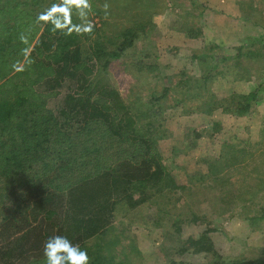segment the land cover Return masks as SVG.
I'll return each instance as SVG.
<instances>
[{"label": "trees", "instance_id": "trees-1", "mask_svg": "<svg viewBox=\"0 0 264 264\" xmlns=\"http://www.w3.org/2000/svg\"><path fill=\"white\" fill-rule=\"evenodd\" d=\"M41 1L46 0H29L10 9L0 7V264H47L44 244L53 235L66 237L73 246L86 252L87 264H107L108 258L99 251L85 248L87 242L106 235L117 209L135 210L142 205L159 204L173 195L180 199L185 193L192 194L195 185L219 189L222 207L231 201L247 202L254 207L259 203L255 200H260L257 197L264 192L260 184L255 192L253 186L249 190L241 187L230 193L222 191L224 174L228 171L237 174L243 169L240 167L252 160V151L246 146L238 149L229 142L221 144L219 156L207 160L202 178L196 181L186 176L184 182H179L168 168L170 162L161 157L157 148L167 131L158 128L161 125L157 126L152 113L155 110L162 120L166 111L176 108L180 109V116L210 115L219 110L242 118L258 102L264 82L246 94L215 98L209 92L211 83L227 74L232 82H247L251 74L249 69H242L238 75L227 73L220 66L229 58L220 57L216 62L208 54L213 46H208L205 53L192 52L191 59L200 70L205 65L198 77L181 72L170 86H164L158 66L148 61L152 48L146 44L154 29L149 19L157 13L153 6L156 0H139L133 19L128 16L126 25L111 30L110 37L100 35L105 29L87 23L90 13L96 16L103 13L96 4L103 6L107 1L48 0L44 8L34 6ZM29 3L35 9H28ZM19 5L24 8H18ZM141 6L148 9L144 11L146 21L142 20L145 13L140 11ZM255 13L251 9L247 20H253ZM252 24L264 31L261 22ZM182 29L190 39L201 35L191 26ZM251 45L257 49L240 48L237 58L257 57L258 60H253L260 65L258 79L263 80L260 71L264 72V43L257 41V45L255 42ZM121 67L123 71H131V76L140 75L136 94L129 89L121 97L112 85L109 74ZM41 81L54 91L64 83L69 88L74 86V91L65 96L62 109L53 112L46 108L49 95L38 93L35 88ZM147 81L150 93L160 90L150 100H146L149 96L141 86ZM189 100L200 103L188 107ZM218 130V123L213 122L212 133ZM191 134L192 140L185 150L193 149L200 138L195 132ZM260 134L262 139L257 144L261 147L264 128ZM254 167L257 174L263 175L264 159ZM258 179L264 183V175ZM159 207V214H168L167 205ZM258 213L248 220L253 223L264 220V214ZM207 234L203 232L198 240L189 238L187 246L178 253L190 250L205 253L211 264H264L260 258L221 256ZM60 256L64 264H68L67 257L78 260L71 250Z\"/></svg>", "mask_w": 264, "mask_h": 264}, {"label": "rangeland", "instance_id": "rangeland-1", "mask_svg": "<svg viewBox=\"0 0 264 264\" xmlns=\"http://www.w3.org/2000/svg\"><path fill=\"white\" fill-rule=\"evenodd\" d=\"M28 1L0 0V7L15 8V5ZM103 1H107L103 6L96 4L103 12L102 15L90 13L87 23L97 29H105L106 32L101 30L100 35L110 37L112 31L126 25L128 16H134V8L139 6V0L134 3L131 0ZM33 5L29 3L28 9L44 8L48 1H41L34 5L35 7ZM153 6L157 13L149 19L154 29L146 41L152 48L151 59L148 61L152 60L150 63L158 66L164 86H170L181 72L198 77L205 65L200 70L196 61L191 59L192 52L205 53L208 46H213L208 54H211L216 62L220 57L229 58L220 66L227 73L238 75L242 73V69H249L251 74L250 81L247 82H232L229 74L217 79L209 85V92L215 98L223 99L232 93L246 94L264 82V79H258L257 69L260 65L253 60L257 57L237 58L240 48L241 51H253L257 46H252V43H264L262 27L252 24H264V0H156ZM18 8L22 9L24 5H19ZM139 9L148 11L142 6ZM251 9L257 13L253 14V20L248 21L246 17ZM2 17L4 18V15ZM142 20H148L146 13ZM185 25L199 30L200 37L188 38L182 29ZM136 47L139 49L140 43H137ZM121 68L109 74L112 85L121 97H125L129 89L134 90L136 94L135 86L141 84L140 75L131 76V71H123V67ZM260 73L264 75L263 71ZM130 79L138 82L135 84V81ZM141 86L149 96L146 100L155 98L160 93V90L150 93L148 81L146 85ZM51 87L41 81L35 88L38 93L49 95L46 108L57 112L65 106L64 98L74 91V86L69 88V84L64 83L55 91L53 88L49 89ZM199 103L200 100H189L186 105L195 107ZM166 112L162 120L155 114V110L152 113L154 122L157 126L161 125L158 128L163 127L167 131L166 138L158 141L157 148L161 157L170 162L168 168L179 182H184L186 176L196 178V181L202 178V175L206 174L207 160L219 156L221 144L229 142L238 146V149L246 146L252 151V160L240 167L243 169H239L237 174L231 171L224 174L222 191L230 193L241 187L243 190H249L253 186L255 192L259 184V188H264V183L258 179L264 174H257V167H254L264 159V142L261 147L257 144L262 139L260 130L264 128V87L258 102L251 105L249 115L242 118L222 114L219 110L210 115L190 113L180 116L179 108ZM213 122L219 126V130L214 134L211 131ZM192 132L199 134L200 138L195 141L193 149L185 150V145L192 140ZM195 186L192 194L185 193L180 199L173 195L169 201L162 200L161 203L151 206L142 205L135 210L125 211L117 209L110 230L102 239L87 242L85 250L99 251L108 258L107 264H169L170 261L211 264L209 255L205 253H195L191 250L183 254L178 253L180 248L187 246L189 238L198 240L203 232H207L215 251L223 257L264 260V220L255 223L248 220V217L257 215V212L264 214V192L261 197H257L260 200H255L256 203L259 202L255 207L253 204L250 207L247 202L240 203L242 201H231L222 207L218 198L219 189H202L200 185ZM164 205L168 206V214H159L157 207ZM221 208L226 210L222 212Z\"/></svg>", "mask_w": 264, "mask_h": 264}, {"label": "clouds", "instance_id": "clouds-1", "mask_svg": "<svg viewBox=\"0 0 264 264\" xmlns=\"http://www.w3.org/2000/svg\"><path fill=\"white\" fill-rule=\"evenodd\" d=\"M69 250L78 257V260L73 261L70 257H67L68 264H87V253L73 246L66 237L61 235L50 236L44 244V255L47 258V264H64V258L60 254Z\"/></svg>", "mask_w": 264, "mask_h": 264}, {"label": "crops", "instance_id": "crops-1", "mask_svg": "<svg viewBox=\"0 0 264 264\" xmlns=\"http://www.w3.org/2000/svg\"><path fill=\"white\" fill-rule=\"evenodd\" d=\"M47 1H48V0H47ZM212 1H213V0H212ZM222 4H224V2H222ZM225 5H226L228 8H230L229 5H228V3H226ZM225 5H224V7H225ZM244 12H246V11H244ZM53 13H54V10H51V13H50V14L52 15ZM40 33H41V30L39 31L37 37L39 36Z\"/></svg>", "mask_w": 264, "mask_h": 264}]
</instances>
